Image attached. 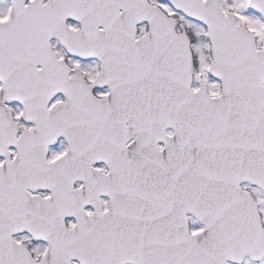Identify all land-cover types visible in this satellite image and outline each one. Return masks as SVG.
Returning a JSON list of instances; mask_svg holds the SVG:
<instances>
[{
	"label": "snow or ice",
	"instance_id": "obj_1",
	"mask_svg": "<svg viewBox=\"0 0 264 264\" xmlns=\"http://www.w3.org/2000/svg\"><path fill=\"white\" fill-rule=\"evenodd\" d=\"M0 264H264V0H0Z\"/></svg>",
	"mask_w": 264,
	"mask_h": 264
}]
</instances>
